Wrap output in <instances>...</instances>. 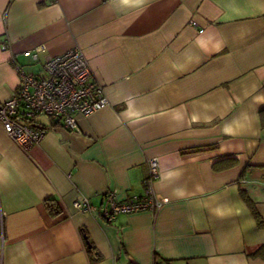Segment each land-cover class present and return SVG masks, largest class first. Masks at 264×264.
Listing matches in <instances>:
<instances>
[{
  "label": "crops",
  "instance_id": "0c3cea01",
  "mask_svg": "<svg viewBox=\"0 0 264 264\" xmlns=\"http://www.w3.org/2000/svg\"><path fill=\"white\" fill-rule=\"evenodd\" d=\"M75 48L108 104L74 130L39 120L27 152L0 128V264H264L241 197L264 219V0H0V101L12 59L38 74ZM150 159L164 204L104 218L108 192L144 193Z\"/></svg>",
  "mask_w": 264,
  "mask_h": 264
},
{
  "label": "built area",
  "instance_id": "2783aa9c",
  "mask_svg": "<svg viewBox=\"0 0 264 264\" xmlns=\"http://www.w3.org/2000/svg\"><path fill=\"white\" fill-rule=\"evenodd\" d=\"M5 47L1 46L2 49ZM43 51L44 46L41 45L23 52V56L36 61ZM12 63L19 74V83L12 96L0 101V128L23 151L37 145L46 133L45 126L37 120L38 116L56 119L65 129L74 130L79 117H88L108 104L102 85L93 77L79 49L47 59L38 74L23 71L15 59ZM146 164L144 193L117 201L113 192H108V204L99 210L104 218L110 220L119 213L154 212L164 204L152 189L158 176V162L150 159ZM72 206L79 212L98 211L85 198L74 201Z\"/></svg>",
  "mask_w": 264,
  "mask_h": 264
},
{
  "label": "trees",
  "instance_id": "16d2710c",
  "mask_svg": "<svg viewBox=\"0 0 264 264\" xmlns=\"http://www.w3.org/2000/svg\"><path fill=\"white\" fill-rule=\"evenodd\" d=\"M260 120L262 121V123H264V110H261L260 111ZM226 160H219L217 162H214L213 163V167L214 169H224V168H227L229 166H232L234 164V160H232L231 162H225ZM241 197H242V200L246 203L247 207L249 208L254 220H255V223H256V226L258 228H262L264 227V219H262L260 217V215L257 213V211L255 210V206H254V203L253 201L250 199V197L247 195L246 192L244 191H241ZM46 207L47 209L50 211V212H54L57 213L56 209V204H54L53 200H50L48 199L46 202ZM82 235H84V232L82 231ZM85 237V236H84ZM86 248H87V252L89 253L90 255V258L92 260V253H93V247L92 245L88 242V240L86 239ZM258 254V253H257Z\"/></svg>",
  "mask_w": 264,
  "mask_h": 264
},
{
  "label": "rangeland",
  "instance_id": "374dc122",
  "mask_svg": "<svg viewBox=\"0 0 264 264\" xmlns=\"http://www.w3.org/2000/svg\"><path fill=\"white\" fill-rule=\"evenodd\" d=\"M37 120L46 121L47 120V117H45V116H38L37 117Z\"/></svg>",
  "mask_w": 264,
  "mask_h": 264
}]
</instances>
